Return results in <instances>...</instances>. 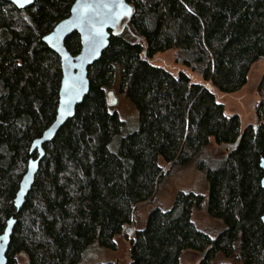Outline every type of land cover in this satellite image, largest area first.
<instances>
[{
    "label": "trees",
    "instance_id": "obj_1",
    "mask_svg": "<svg viewBox=\"0 0 264 264\" xmlns=\"http://www.w3.org/2000/svg\"><path fill=\"white\" fill-rule=\"evenodd\" d=\"M74 1L33 0L18 10L0 0V235L10 217L16 221L6 264H81L90 248L114 251L135 209L152 201L171 171L191 165L203 173L206 195L179 192L168 210L152 209L134 233L130 264H180L185 250L204 254L200 264L234 253L241 264H264V73L256 124L243 131L211 92L239 90L251 66L264 61V0H126L131 19L88 68V94L44 145L15 213L19 183L37 157L31 144L52 124L58 104L60 61L42 38ZM65 48L79 53L76 33ZM168 51L200 84L183 70L174 76L153 64ZM117 70L119 93L139 116L128 134L107 104ZM238 137L226 154L210 153L211 139L224 146ZM201 208L220 223L219 232L197 229L191 216Z\"/></svg>",
    "mask_w": 264,
    "mask_h": 264
},
{
    "label": "rangeland",
    "instance_id": "obj_2",
    "mask_svg": "<svg viewBox=\"0 0 264 264\" xmlns=\"http://www.w3.org/2000/svg\"><path fill=\"white\" fill-rule=\"evenodd\" d=\"M153 64L159 68L166 69L172 75H177L180 70H183L191 78L192 83L200 84L201 78L195 73H191L181 66H177L174 62L173 53L168 51L156 55ZM264 73V61L260 60L253 64L247 76V83L239 90L233 93H222L215 88L211 92L215 96L217 103L221 104L224 109V114L227 117L236 116L239 119V129L243 131L249 125L256 124V105L259 101L257 87L262 74ZM120 81V70L116 71L114 80L107 92H112L117 100L114 106L109 110L116 112L120 120L124 123V134L137 131L139 127L138 111L130 101L124 98L118 90ZM210 153H215L221 156L226 154L228 149L223 146H216L211 139ZM219 153V154H218ZM159 164L163 167V171L168 169L161 160ZM179 192H194L201 195L207 193V183L203 173L198 171L195 166L191 165L181 170L171 171L163 185L158 188L152 201L138 206L133 212L131 223L125 228L133 230V236H129L126 230L122 235L114 238L116 248L114 251L103 250L98 248H90L81 264H97L102 262H111L112 264H130V249L131 242L134 239L136 230L144 228L149 212L155 207H160L162 210H168L172 202ZM192 221L197 229L203 232L215 234L220 231V223L217 220L210 218L204 208L195 210L192 213ZM204 254L185 250L179 256L180 264H200ZM206 264H241L237 259V254L234 253L230 258H225L217 254L214 259Z\"/></svg>",
    "mask_w": 264,
    "mask_h": 264
},
{
    "label": "water",
    "instance_id": "obj_3",
    "mask_svg": "<svg viewBox=\"0 0 264 264\" xmlns=\"http://www.w3.org/2000/svg\"><path fill=\"white\" fill-rule=\"evenodd\" d=\"M4 1L12 4L18 10L26 9L33 3V0H31V3L24 4L21 7L12 3V0ZM81 2L84 3L85 0H81ZM86 2L89 4H99V0H86ZM104 2H109V0H104ZM76 5L77 0L73 2L70 8L69 16L57 23L52 31L42 38V43L55 53L60 61L61 82L58 92V104L55 119L52 124L31 144L30 152H37V157L36 159L29 160L26 172L19 183V188L14 198L15 213L20 211L23 207L25 198L32 187L39 169L40 161L44 157V145L52 141L66 121L73 117L76 107L88 94V68L94 62L99 60L101 54L108 46L110 36L120 35L133 15V8L126 2V0H123L124 8L114 6L111 10L98 7L95 10L85 11L84 9H81L79 13H74L72 9ZM126 8L132 9L131 14L123 15ZM77 16H81L85 20L91 17L95 22V27L102 30L103 36L101 39L96 41L95 48H93L87 39L91 25L87 23L81 24V22L77 19ZM74 33L79 36L80 51L73 56L65 48V41ZM56 34L59 35L58 40L46 39L47 37H52ZM106 95L107 104L109 106H114L117 103L114 94L112 92H108ZM239 139L240 137H238L235 143L224 145L223 148H235ZM259 167L263 171V177L260 184L262 189H264V158L260 159ZM8 220H12L14 223L12 225H8L6 222L3 233L0 235L5 237L3 240H0V264H6L7 262L6 254L10 244V239L15 229L16 221L13 216ZM261 222L264 228V214L261 217ZM125 230L129 236H133L132 229L125 228Z\"/></svg>",
    "mask_w": 264,
    "mask_h": 264
},
{
    "label": "snow or ice",
    "instance_id": "obj_4",
    "mask_svg": "<svg viewBox=\"0 0 264 264\" xmlns=\"http://www.w3.org/2000/svg\"><path fill=\"white\" fill-rule=\"evenodd\" d=\"M12 3L17 4V5L22 7L24 4L31 3V0H12ZM114 6H119L121 8H124L123 0H109V2H104V0H99L98 5L97 4H89L86 2V0L84 3H82L81 0H77V5L73 7L72 11L74 13H79L81 9L88 11V10H95L98 7H102L104 9L111 10ZM131 12H132V9L126 8L123 12V15H129V14H131ZM77 19L81 22V24L87 23V24L91 25L87 39H88V42L93 46V48H95L96 41L101 39L103 36L102 30L95 27V22L92 20L91 17H89L87 20H85L81 16H77ZM46 39L58 40L59 35L56 34L52 37H47ZM13 223H14V221H12V220L7 221L8 225H12ZM4 238L5 237L0 236V240H3Z\"/></svg>",
    "mask_w": 264,
    "mask_h": 264
}]
</instances>
